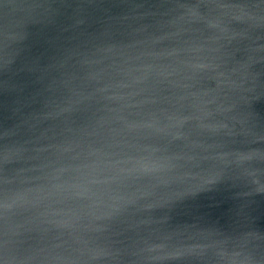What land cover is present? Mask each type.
<instances>
[{
    "label": "water",
    "instance_id": "obj_1",
    "mask_svg": "<svg viewBox=\"0 0 264 264\" xmlns=\"http://www.w3.org/2000/svg\"><path fill=\"white\" fill-rule=\"evenodd\" d=\"M0 264H264V0H0Z\"/></svg>",
    "mask_w": 264,
    "mask_h": 264
}]
</instances>
